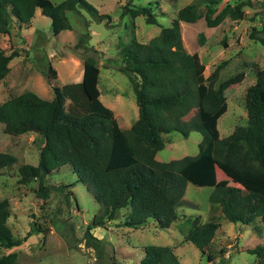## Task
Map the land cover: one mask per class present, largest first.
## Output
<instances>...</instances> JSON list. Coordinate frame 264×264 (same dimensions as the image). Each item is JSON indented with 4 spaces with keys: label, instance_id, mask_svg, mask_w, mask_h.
<instances>
[{
    "label": "trees",
    "instance_id": "trees-1",
    "mask_svg": "<svg viewBox=\"0 0 264 264\" xmlns=\"http://www.w3.org/2000/svg\"><path fill=\"white\" fill-rule=\"evenodd\" d=\"M219 0H207L205 10L197 2L183 5L168 25L147 42L132 39L118 42L119 70L124 71L133 87L138 109L136 119L128 128L119 126L113 110L100 99L98 80L100 50L88 44L89 33L79 35L72 50L83 59V75L79 81L51 84L53 97L43 98L26 89L10 95L0 103V124L3 131L21 134L36 132L42 143L38 161L17 165L18 181L38 180L36 193L46 199L52 189L63 190L70 184L45 183V178L64 164L76 173L99 204L98 211L87 223L85 243L101 255V240L92 228L104 225L116 217L118 211L127 212L120 225L142 227L154 222L167 228L178 216L177 207L183 205L187 182L209 185V200L218 204L222 215L231 222L264 223V64L256 67L255 80L244 94L246 122L236 125L221 137L218 118L227 110L226 89L240 82L243 69L221 76L227 59L221 60L207 75L197 51H188L181 33V21L193 22L204 16L209 26L219 24L226 17L242 19L248 15L244 5L251 0H237L217 8ZM264 6V0H261ZM51 18L54 34L71 29L67 10L86 9L94 18L109 19L88 0H0V33L10 32L13 21L18 28L28 27L35 9ZM143 14L147 23H157L151 3L138 7L124 6L123 13ZM215 15L212 17V14ZM199 43L204 32L199 31ZM264 44V37H260ZM224 46L226 43L224 41ZM19 54L17 49L6 52L0 47V80L10 70V60ZM47 77L56 78V68L49 63ZM68 100V102H67ZM196 108V117L184 116ZM178 131L187 136L198 130L202 138L196 154H185L169 160H158L156 152L165 144V133ZM17 156L0 151V168L16 163ZM217 168L237 184L218 183ZM72 191H65L68 200ZM73 193V192H72ZM75 198V197H74ZM11 214L8 197L0 199V264H18L16 251L1 252L21 244L30 234L43 231L33 223L22 236L13 234L8 224ZM220 221L217 216L201 222L197 216L185 234L202 254L214 264L209 251ZM167 244H145L139 264H184ZM247 251L254 253L255 264H264V242Z\"/></svg>",
    "mask_w": 264,
    "mask_h": 264
},
{
    "label": "rangeland",
    "instance_id": "rangeland-1",
    "mask_svg": "<svg viewBox=\"0 0 264 264\" xmlns=\"http://www.w3.org/2000/svg\"><path fill=\"white\" fill-rule=\"evenodd\" d=\"M88 1L100 12L108 13L110 18L98 20L82 7L67 10L72 28L63 29L56 35L52 31L51 18L37 7L29 28H18L12 21L9 24L10 32L0 33L1 48L7 53L12 49L19 51L9 62L7 78L0 81V102L26 89L45 95V88L51 87L52 83L75 81L73 76L78 72L81 74L83 59L72 50V46L81 33L88 32V44L102 49L98 54L100 99L105 105L108 99L107 103L113 108L120 124L128 125L137 116V104L128 75L117 66L120 63L118 42L126 43L132 39L147 42L159 32L161 26L169 24L183 5L197 2L203 11L208 4L207 0ZM235 1L219 0L217 8ZM251 2V5H244V9L248 15L254 14V18L246 16L235 20L226 17L214 26H209L204 16L193 22H180L184 44L190 52H198L205 66V76L223 59L227 61L220 70L222 77L241 69L245 71L240 82L226 89L227 110L220 115L217 123L221 136H226L236 125L246 122L245 89L255 80L256 67L264 64V44L260 41V37H264V6L261 0ZM147 3L153 7L157 23H147L143 14L133 15L128 11L122 14L124 6L134 8ZM198 31L204 32L201 44ZM49 63L56 68V78L49 79L46 75ZM37 75H42L41 80L37 79ZM50 93L52 95L53 92ZM126 110L130 112L128 115ZM194 117L196 108L190 110L184 119ZM261 127L264 132V115L261 117ZM37 137L35 134L6 133L3 124H0V150H10L17 156L15 164L0 169V199L8 197L10 200L8 224L16 236L24 235L33 223L44 228L43 231L35 230L19 245L1 249L3 253L16 251L18 264H139L143 245L150 243L174 245V252L184 264H212L206 254H202L193 242L185 238L195 216L201 222L213 216L220 221L209 247L216 259L214 264H255L257 257L247 249L264 242V224L259 220L249 225L227 220L219 205L209 200L212 187L192 182L186 186L185 203L179 208L178 216L167 228H160L154 222L145 227L120 225L126 209L118 211L116 217L107 220L104 225L94 226L91 231L101 240V255H98L96 249L86 245L83 233L98 211L99 204L87 186L76 180V173L69 164L46 176L45 183L70 184L63 190L52 189L46 199L36 193L37 179L27 183L18 181L17 165L27 162L34 164L38 160L42 138ZM164 137V146L156 152L160 160L196 154L202 133L191 130L187 136H183L173 130L165 133ZM217 174L218 183L237 184L220 168H217ZM65 191L73 192L68 200Z\"/></svg>",
    "mask_w": 264,
    "mask_h": 264
},
{
    "label": "crops",
    "instance_id": "crops-1",
    "mask_svg": "<svg viewBox=\"0 0 264 264\" xmlns=\"http://www.w3.org/2000/svg\"><path fill=\"white\" fill-rule=\"evenodd\" d=\"M36 9H38V8H36ZM36 9H35V11H36ZM247 12V11H246ZM246 18V17H245ZM248 18H250V17H248ZM243 19V18H242ZM32 20V19H31ZM171 20V19H170ZM182 22V21H181ZM170 23V22H169ZM32 25V22L30 23V25L28 26V27H23L22 29H27V28H29L30 26ZM199 32V31H198ZM182 33V32H181ZM57 34H60V31L57 33ZM56 34V35H57ZM197 37H199L198 36V33H197ZM201 44V43H200ZM187 47V46H186ZM98 50H102V49H98ZM189 51V50H188ZM193 52V51H192ZM82 66L80 67V73L81 74H79V72L76 74V75H74L73 76V78H74V80L75 81H79V80H81L82 79V75H83V63L81 64ZM9 73V72H8ZM8 73L6 74V76L3 78V79H5V78H7V75H8ZM79 75H80V77H79ZM41 78H42V75H37V79L38 80H41ZM3 79H1V80H3ZM0 80V81H1ZM63 84V83H62ZM24 91V90H23ZM52 91V89H51V87H47V88H45V90H44V94L45 95H42V94H40V93H38L37 91H35V92H37L40 96H42L43 98H47V99H51L53 96V93H52V95H51V92ZM22 92V91H21ZM53 92V91H52ZM20 93V92H19ZM18 94V93H17ZM99 97H100V95H99ZM4 101V100H3ZM107 102H109V100L108 99H106L105 100V103L108 105V107H110L111 108V106L107 103ZM1 103V102H0ZM106 105V106H107ZM112 110H113V108H111ZM113 112H114V110H113ZM128 112H127V110H126V115H128L127 114ZM115 115V114H114ZM137 115H138V109H137ZM116 117V116H115ZM137 117V116H136ZM136 117L132 120V122L136 119ZM117 118V117H116ZM117 121H118V123H119V126H121L122 128H128L131 124H132V122L131 123H127L128 125H125V126H122L121 124H120V122H119V120H118V118H117ZM125 121L126 122H128L127 121V118L125 119ZM22 134H29V135H33L34 136V134L36 135V136H38L37 138H39V135L36 133V132H34V131H27V132H24V133H22ZM221 136V135H220ZM221 137H223V136H221ZM0 151H2V150H0ZM5 152H8V153H11V154H13V152H11L10 150H6ZM155 158L156 159H158L157 157H156V154H155ZM171 159V158H170ZM158 160H160V159H158ZM169 160V159H168ZM38 161V160H37ZM37 162H35L34 164H36ZM15 164V163H14ZM7 167V166H6ZM1 169V168H0ZM188 182H190V181H188ZM188 182H187V184H188ZM187 186V185H186ZM185 190H186V188H185ZM185 193V192H184ZM183 199L185 200V197H184V195H183ZM181 206H179V207H177V211L179 210V208H180ZM175 220V219H174ZM173 220V221H174ZM262 223V222H261ZM241 224H243V223H241ZM264 224V223H263ZM147 225V224H146ZM146 225H143L144 227L146 226ZM247 225H249V224H247ZM142 226V227H143ZM172 246V248L174 249V245H171ZM131 249H134V246H131ZM143 254V253H142Z\"/></svg>",
    "mask_w": 264,
    "mask_h": 264
}]
</instances>
